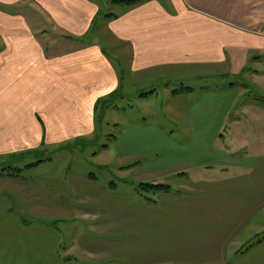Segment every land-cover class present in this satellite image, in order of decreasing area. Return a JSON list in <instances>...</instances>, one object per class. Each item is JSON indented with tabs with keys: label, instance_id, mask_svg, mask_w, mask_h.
<instances>
[{
	"label": "crops",
	"instance_id": "1",
	"mask_svg": "<svg viewBox=\"0 0 264 264\" xmlns=\"http://www.w3.org/2000/svg\"><path fill=\"white\" fill-rule=\"evenodd\" d=\"M108 2L104 14L102 0H0V161L95 136L102 102L121 87L147 102L160 84L185 127L142 119L103 150L124 172L180 182L154 202L93 174L72 182L89 228L69 244L0 198V264H264V237L245 248L264 230V98L251 94L264 93V0ZM104 30L128 62L104 50Z\"/></svg>",
	"mask_w": 264,
	"mask_h": 264
},
{
	"label": "rangeland",
	"instance_id": "2",
	"mask_svg": "<svg viewBox=\"0 0 264 264\" xmlns=\"http://www.w3.org/2000/svg\"><path fill=\"white\" fill-rule=\"evenodd\" d=\"M102 12L104 14L113 12V7L108 0H102ZM102 26L103 23H100L96 27L97 32ZM97 35L109 55L113 58L119 56L128 62L127 58L131 50L126 43L113 38L105 30ZM142 90L150 89L145 87ZM123 91L121 87L120 92L115 95V101H104L100 104L98 109L99 131L95 136L49 147L41 151L42 153H37L33 158L18 157L13 159L14 162L5 159L0 161V173L4 168H8L9 164H12V167L23 168L20 176H15L14 179H11L6 172L0 174V198L5 205L21 213L24 219L36 217L50 223L52 228L62 231L63 243L69 244L76 232L89 228V223L86 221L74 219V204L71 198L72 182L93 174L98 185L113 194L127 199H141L143 195L140 193L139 183H151L152 181L139 177L134 171H122L121 167L128 163L120 160L114 150L105 152L102 146L109 144V139L113 135H118L142 119L148 122L158 121L161 126L169 130L177 128L176 132L185 126L178 119L173 121L170 118L172 109L167 106L166 93L160 84L157 86L159 94L147 102H140L139 97L122 98L120 95ZM251 94L264 98V93L255 88L251 89ZM261 106L264 107V102ZM254 141L259 143L256 137ZM46 152L49 153L47 156ZM95 153H98V156ZM45 157L49 158L37 166L26 168V165ZM112 182L115 183V187L109 186ZM178 182L180 180L176 178H167L163 181L165 184L172 185L173 188L178 185ZM150 196L155 195L150 194ZM263 220L262 217L260 221ZM263 237L264 230L252 234L251 241L245 248ZM69 264H80V262Z\"/></svg>",
	"mask_w": 264,
	"mask_h": 264
},
{
	"label": "trees",
	"instance_id": "3",
	"mask_svg": "<svg viewBox=\"0 0 264 264\" xmlns=\"http://www.w3.org/2000/svg\"><path fill=\"white\" fill-rule=\"evenodd\" d=\"M115 1L116 2H120V3H125V4H128V5H137L139 3L146 2L148 0H115ZM109 16L116 17V15H112V14H109ZM115 95L112 96V99H109L107 101H111L112 102V100H115ZM116 137H117V135H113L109 139V141L110 142L113 141V139L116 138ZM109 145L110 144H108V143L104 144L102 146V148L106 149V148H108ZM95 154L97 155L98 153H95ZM23 157L24 156H20L19 158H23ZM48 158L49 157H45V158H42V159L38 160L35 163L28 164V165H26V168L27 167L37 166L41 162L47 160ZM6 169H8V170H6ZM3 170L9 172V173H7L9 176L15 177V176H20V173L23 171V168L12 167V165L11 166L9 165L8 168L6 167ZM113 184H115V183H113ZM172 189H173L172 185L164 184V183H149V182H141V183H139V190H140V193L143 195L142 197H144V200L151 201V202H154V199H153L152 196H150V194H156V193H159V192H169Z\"/></svg>",
	"mask_w": 264,
	"mask_h": 264
}]
</instances>
